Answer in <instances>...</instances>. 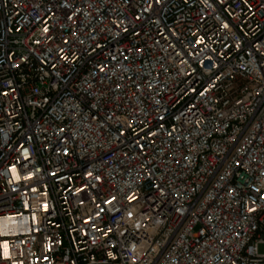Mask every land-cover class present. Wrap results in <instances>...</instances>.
Instances as JSON below:
<instances>
[{
	"label": "built area",
	"instance_id": "1",
	"mask_svg": "<svg viewBox=\"0 0 264 264\" xmlns=\"http://www.w3.org/2000/svg\"><path fill=\"white\" fill-rule=\"evenodd\" d=\"M0 264H264V0H0Z\"/></svg>",
	"mask_w": 264,
	"mask_h": 264
},
{
	"label": "rangeland",
	"instance_id": "2",
	"mask_svg": "<svg viewBox=\"0 0 264 264\" xmlns=\"http://www.w3.org/2000/svg\"><path fill=\"white\" fill-rule=\"evenodd\" d=\"M260 250H262V246L260 247Z\"/></svg>",
	"mask_w": 264,
	"mask_h": 264
}]
</instances>
